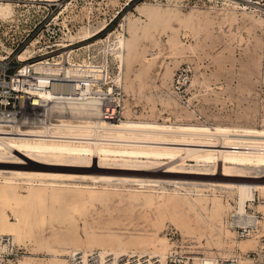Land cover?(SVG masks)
<instances>
[{
  "label": "rangeland",
  "instance_id": "1",
  "mask_svg": "<svg viewBox=\"0 0 264 264\" xmlns=\"http://www.w3.org/2000/svg\"><path fill=\"white\" fill-rule=\"evenodd\" d=\"M9 2L13 15L0 19V59L8 57L13 65L23 61L20 55L26 49L31 50L30 56L35 47L48 45L39 35L46 24H51L60 29L59 41L68 43L64 46L69 45L66 49L71 61L78 59L86 66L100 63L95 61L101 59L96 58L98 53L108 57L111 72L107 70L106 78L117 84L121 70L112 48L119 37L123 39L122 79L117 84L123 92L117 119L124 123L157 125L168 132L203 126L210 131L230 127L234 133L248 134L235 128H264V18L257 14L244 13L227 0H58L51 7L38 0ZM88 26L93 32L87 37L82 27ZM89 38L93 43L81 47V41ZM88 50L94 53L92 59L86 57ZM92 67L91 71H98ZM92 74L101 76L99 72ZM61 86L70 88L56 87ZM97 87L88 86L92 91ZM100 93L104 100L106 93ZM111 99L119 101L114 96ZM59 105L57 101L51 109L56 111ZM63 115L71 114L58 110L56 122L51 124H58ZM151 135L157 137L156 132ZM166 159L163 163L169 161ZM185 163L197 164L190 159ZM207 165L211 167L213 162ZM51 167L56 166H44V170H54ZM59 168L52 172H73L75 177L37 181L30 189L20 182L18 195L7 196V185L0 177V264H20L22 260L57 264L56 259L66 264L71 251L104 247L113 253L118 241L124 243L127 254L136 252L139 258L146 255L142 259L180 244L189 246L186 249L193 255L241 254L244 264L249 262L242 254L255 258L256 250H261L263 257L253 264H264V236L260 245L238 247L260 222L254 228L241 224L249 226L250 232L239 237L242 230L234 224V217L239 215L231 193L218 192V202L210 189L200 193L191 188L174 190L172 184L152 181H198L191 178L192 174L175 178L179 174L170 173V178L150 170L108 169L94 164ZM83 174L87 177L82 178ZM82 186L81 195L77 190ZM259 205H264V190L257 191L245 208L249 215L262 220L264 208ZM16 214L25 218L18 237L13 229ZM200 236L207 243L199 244ZM95 238L113 240L99 246Z\"/></svg>",
  "mask_w": 264,
  "mask_h": 264
},
{
  "label": "bare ground",
  "instance_id": "2",
  "mask_svg": "<svg viewBox=\"0 0 264 264\" xmlns=\"http://www.w3.org/2000/svg\"><path fill=\"white\" fill-rule=\"evenodd\" d=\"M9 1L0 0V19H7L13 15V7ZM227 1L229 5L237 7L244 13L260 16L243 4L239 5L238 1L239 4L234 0ZM261 17L264 18L263 16ZM82 32L84 36L88 37L93 32V28L90 26L82 27ZM69 37L75 38L73 35ZM123 46V39L119 37L112 48L117 55L121 70L116 78L117 84L121 83L122 79L120 75L124 62ZM30 53L31 50L26 49L20 57L23 61H26L30 58ZM85 67L90 69L89 66ZM36 69L39 70L40 68L36 65ZM41 70H44V68ZM82 71L75 70V72L69 73ZM40 87H42V84ZM55 88L58 90L54 95L57 99L46 107V115L49 117V121L44 119L35 123H30L29 121L0 122V177L3 178V183L7 185V196L19 194L18 188L22 184L20 182L27 186L29 185L28 189H30L33 183L37 181L44 182L50 178L75 177L73 172L65 174L60 171L52 172L60 169L59 167H84L94 164L108 169L132 168L139 172L150 170V172H156L158 176L170 173L179 174L177 176L174 175L173 177L176 176L175 178L179 177L180 174H192L191 178L198 179V181H152L172 184L175 187L174 190L179 188H187L189 190L191 188L200 193L203 189H210L214 194V199L218 200V202L219 198L216 196L218 192L231 193L232 196L236 197L235 211L239 215V218L237 215V217L233 216L237 222L234 223L235 227L245 231L239 237L249 236L250 232L249 226H242L241 224H249L254 228L260 222V226L255 227V232H250V236L241 240L238 243V247L252 248L255 245H260V237L264 236V217L262 220H258L257 217L249 215L245 208L246 203L253 199L257 191L262 192L264 190V172H257L261 168L264 169V128H235L236 131L248 134L234 133V128L231 129L230 127H215V131H210L203 126L178 127L177 130L168 132L165 128H159L157 125L124 123L121 118L116 120L114 115H110L112 111H115V108L104 105L103 101L101 102L103 99L101 98L100 92L102 90L100 87L92 91L87 86L86 91H88L76 93L78 96H75V93L71 91L64 94L61 93L66 89L71 90L66 86H55ZM37 92L46 99L53 97V94L45 89ZM57 101H60L61 105L56 108V111H53L51 107H55ZM58 110L67 111L71 115H67L68 117L63 115L58 124H51V122H56L57 117L55 118V116H57ZM105 112L106 114H104ZM152 132H156L157 137H152ZM166 157V160H169L165 162L166 169H156L160 165L165 164L163 161ZM188 159L195 160L197 164H186L185 162ZM177 161H179L178 164ZM210 161L213 162V165L208 167L207 163ZM44 166L56 167H51L54 169L52 171H45ZM85 175L83 174L81 177L86 178L87 176ZM167 175L166 177H172ZM90 177L92 178V176ZM84 188L82 186L78 190L76 189L77 192L79 191L78 194H81ZM77 196L79 197V195ZM159 197L161 196L159 195ZM258 207L264 208V205H259ZM26 210L28 211V209ZM20 216L23 217L22 214H16L17 223H14L13 226L17 237L25 222V218ZM238 223L241 226H238ZM94 240L97 245L103 246L107 241H112L113 239L106 240L102 238L98 240L95 238ZM14 241L15 238H13L12 242ZM204 241L203 237L200 236L198 238L199 244H204ZM205 242L207 243V241ZM229 245L233 244L229 242ZM173 247H181V250L189 248V246H181L180 244L169 245L161 255L153 254V256L157 257L155 261L152 260L155 257L151 255H147L146 259H142L146 255L145 257L142 255L139 258L136 252L127 254L124 243L119 241L118 247L113 250V253L105 250L104 247L99 250L103 253L113 254L114 262L117 261L119 256H126L128 259L126 264H168L166 257ZM83 251L87 252L91 251V249ZM143 252L145 251H140V254ZM186 252L194 253L191 250ZM256 253L258 256L255 258L247 254H242V256L245 257L246 255L247 262L253 264L263 257L261 250H256ZM133 256L135 259L131 260ZM240 256L241 254L237 253L227 257L199 254L193 255L192 258L195 264H224L230 258H234L236 264H240V262L244 264L245 262L240 261ZM140 259L143 262H140ZM56 261L58 262L57 264H65V260L56 259ZM20 264L28 263L26 260H22Z\"/></svg>",
  "mask_w": 264,
  "mask_h": 264
},
{
  "label": "built area",
  "instance_id": "3",
  "mask_svg": "<svg viewBox=\"0 0 264 264\" xmlns=\"http://www.w3.org/2000/svg\"><path fill=\"white\" fill-rule=\"evenodd\" d=\"M11 1L20 4L26 0ZM38 1L43 6L51 7L58 0ZM237 1L264 17V0ZM59 30V28L51 24H46L45 28L41 31V35H39V40L43 39L48 45L46 47H42L41 45L35 47L32 50L30 58L26 61H19L20 63L13 65L11 59L8 57L0 59L1 123H13L18 121L35 123L44 119L45 121L46 119L49 121V117L46 115V107L57 99L54 95L56 94L55 92L58 91L55 88L58 84L69 86L71 92L75 93V96H78L76 95L78 91H86L87 86H100L102 91L106 93V95L103 94V102H107L110 106L113 104L112 107L115 108L114 113L109 114L114 115L115 119H117L118 109L122 105L123 89L121 85H117L115 82L110 81V78H106L107 70L111 72L108 57H101L98 53L96 58L101 59L94 60L100 61V63L92 62L86 64L90 69L85 67L83 63L80 64L79 61H77L78 59L71 61L68 57V49H66L69 45L64 46L68 43H61V41H59ZM91 38L81 41L83 42L81 47L92 44L94 40H90ZM102 39L103 38H100L98 40ZM69 49L73 50V47ZM35 54L38 58H35ZM92 56H94V53L88 50L86 54L87 59H92ZM36 65L40 68L39 70L36 69ZM93 65L96 66V70L98 71H91ZM11 67H13L12 71H10ZM42 68H44V70H41ZM69 70L83 71L68 73ZM91 72H99L101 76L95 77ZM41 84L42 87H40ZM110 87L111 91L108 90ZM44 89L50 91L53 97L46 99L38 94L37 91H42ZM113 96L119 98V101L117 102L111 99ZM104 114H106V112ZM241 230V234H244V229ZM187 250L188 249L181 250V247L171 248L166 257V262L168 264H195L192 258L193 254L186 252ZM66 256V264H126L128 260L126 256H119L117 261L114 262L113 254L103 253L98 249L87 252L76 250ZM133 259H135L134 256L131 257V260ZM224 264H236V260L230 258L225 261Z\"/></svg>",
  "mask_w": 264,
  "mask_h": 264
}]
</instances>
